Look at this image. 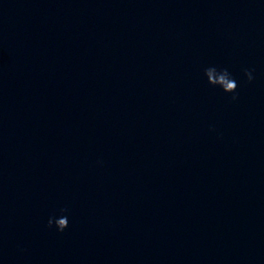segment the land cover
Listing matches in <instances>:
<instances>
[{
  "label": "clouds",
  "instance_id": "clouds-1",
  "mask_svg": "<svg viewBox=\"0 0 264 264\" xmlns=\"http://www.w3.org/2000/svg\"><path fill=\"white\" fill-rule=\"evenodd\" d=\"M253 72L254 70L251 69L244 70V76L247 78L249 83L254 80ZM204 76L206 77L209 85L219 87L226 94H232L231 98L234 101L238 99V84L227 68L209 66L204 69ZM66 211L67 209H61V213ZM47 224L49 228L55 226L58 232H63L66 228H68L69 221L66 215H60L59 217H50Z\"/></svg>",
  "mask_w": 264,
  "mask_h": 264
}]
</instances>
